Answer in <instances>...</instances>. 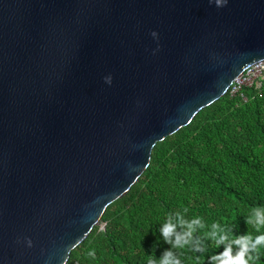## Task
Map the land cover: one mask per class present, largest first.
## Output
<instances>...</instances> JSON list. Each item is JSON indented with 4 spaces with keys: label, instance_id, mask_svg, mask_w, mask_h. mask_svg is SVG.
I'll return each instance as SVG.
<instances>
[{
    "label": "water",
    "instance_id": "obj_1",
    "mask_svg": "<svg viewBox=\"0 0 264 264\" xmlns=\"http://www.w3.org/2000/svg\"><path fill=\"white\" fill-rule=\"evenodd\" d=\"M261 58L264 0H0V264H61Z\"/></svg>",
    "mask_w": 264,
    "mask_h": 264
},
{
    "label": "trees",
    "instance_id": "obj_2",
    "mask_svg": "<svg viewBox=\"0 0 264 264\" xmlns=\"http://www.w3.org/2000/svg\"><path fill=\"white\" fill-rule=\"evenodd\" d=\"M242 91L245 99L226 91L155 141L145 168L106 205L99 222L70 251L67 264H147L150 255L159 260L166 250L177 252L182 264H197L200 256L207 264L210 255L223 251L203 239L213 222L231 226L234 235L260 234L244 218L251 207L264 206V86ZM169 213L174 222L176 213L188 221L200 217L205 227L193 235L207 251L164 243L159 229ZM92 250L95 259L87 255ZM257 264H264V253Z\"/></svg>",
    "mask_w": 264,
    "mask_h": 264
},
{
    "label": "clouds",
    "instance_id": "obj_3",
    "mask_svg": "<svg viewBox=\"0 0 264 264\" xmlns=\"http://www.w3.org/2000/svg\"><path fill=\"white\" fill-rule=\"evenodd\" d=\"M216 7H224L228 0H214ZM151 36L158 39V34L153 31ZM104 82L108 85L112 83L111 75L104 78ZM185 212L187 208L183 209ZM176 222L172 219V214L166 216L165 222L161 225L159 231L163 238L164 243L169 244L171 249L185 250L187 246H191V251L204 252L207 249L202 244L200 237L194 238V233L197 228L203 229L205 227L202 219L196 217L190 221L183 219L179 213H176ZM244 223L253 229L255 232L260 233L253 235L251 231H246L244 234H233V229L228 226L226 229L221 228L220 224L213 222L211 230L204 233L203 239H207L216 248L223 246V251L210 255L207 258V264H257L260 260L262 253H264V206H253L249 209L248 215L244 218ZM180 231H177V228ZM85 236L87 233L84 234ZM28 247H32V241L25 238ZM71 248H68L66 257L62 260L61 264H67L68 255ZM89 257L95 259V251L87 253ZM197 264H204V257H196ZM147 264H182L180 256L177 252L172 250L164 251L162 257L157 260L154 256L150 255L147 259Z\"/></svg>",
    "mask_w": 264,
    "mask_h": 264
},
{
    "label": "built area",
    "instance_id": "obj_4",
    "mask_svg": "<svg viewBox=\"0 0 264 264\" xmlns=\"http://www.w3.org/2000/svg\"><path fill=\"white\" fill-rule=\"evenodd\" d=\"M252 86L261 88L264 86V58L255 60L244 67L241 73L235 75L227 87L229 96H237L245 99L242 88ZM103 223H99L102 227Z\"/></svg>",
    "mask_w": 264,
    "mask_h": 264
}]
</instances>
